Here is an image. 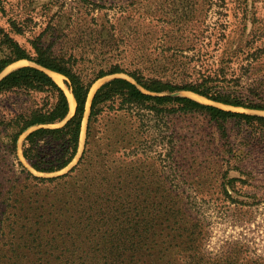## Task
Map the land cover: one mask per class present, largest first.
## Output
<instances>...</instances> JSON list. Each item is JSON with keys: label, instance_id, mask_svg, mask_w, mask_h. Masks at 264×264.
<instances>
[{"label": "rangeland", "instance_id": "1", "mask_svg": "<svg viewBox=\"0 0 264 264\" xmlns=\"http://www.w3.org/2000/svg\"><path fill=\"white\" fill-rule=\"evenodd\" d=\"M0 26L31 53L32 43H38L71 60L79 71H108L121 65L171 84L216 79L223 92L248 94L254 90L264 95V0H0ZM27 65L31 64L15 63L0 77ZM115 77L129 79L124 74L103 78L93 85L91 97ZM66 80L64 77V83ZM152 95L189 97L225 111L264 116V112L232 108L186 91ZM39 98L24 93L3 96L0 117L32 109ZM164 108L160 113L145 111L142 126L136 117L111 115L101 121L93 150H103L108 137L113 140L112 184L122 182L119 175L125 176L128 168L131 186L139 189L157 172L167 186L177 190L175 195L197 203L199 217L210 223L211 235L205 243L209 252L217 253L226 242L245 240L264 255V139L261 145L249 140L247 126L234 120L222 124L200 112L182 113L176 110L177 103ZM85 131L86 122L78 155L61 172L42 174L29 167L22 155L25 135L18 142V158L36 176L63 177L84 151ZM6 146L0 127L3 165L5 156L7 159L3 170L18 171ZM248 153L251 157L246 158ZM125 159L133 163L127 167ZM225 171L227 180H244L236 182L232 197L245 205L219 195ZM67 179L57 182L61 185L56 189V183L46 188L53 190L50 194H56L58 200L72 202L76 179L62 185ZM140 194L134 193L133 198ZM223 204L242 209L225 217L219 213Z\"/></svg>", "mask_w": 264, "mask_h": 264}, {"label": "trees", "instance_id": "2", "mask_svg": "<svg viewBox=\"0 0 264 264\" xmlns=\"http://www.w3.org/2000/svg\"><path fill=\"white\" fill-rule=\"evenodd\" d=\"M20 61L34 66H23L1 77L0 98L12 93L40 98L32 109L0 117L7 139L6 154L14 157L19 168L4 171L6 156L4 165L0 160V264H264V255L245 240L229 241L217 253L209 252L205 243L211 235L210 223L199 217L195 201L185 202L175 195L177 190L167 186L157 172L149 182H142L139 190L131 186L128 179L132 171L127 168L125 176L119 175L124 180L114 185L113 140L108 137L103 150H93L98 126L105 117H136L142 126L145 111L160 113L168 103H177L176 110L182 113L206 114L216 123L234 120L244 124L249 140L261 145L264 116L225 111L189 97L152 94L186 91L226 106L260 112H264V95L254 90L248 94L223 92L221 81L216 79L171 84L121 65L108 71H79L71 60L56 56L38 43H32L31 53L0 26V75ZM45 70L67 79L65 85L76 103L73 115L64 89ZM117 74L129 79L115 77L102 84L87 112L93 85ZM85 118L84 151L69 174L42 178L19 160L18 142L25 135L22 155L32 170L42 174L63 171L78 155ZM124 163L129 167L133 162L125 159ZM64 178H68L62 182L64 186L71 178L76 179L72 202L58 200L56 194H50L53 190L46 188L56 183V189L61 185L57 182ZM221 179L219 195L225 201L245 205L232 197L236 182L244 180H227V171ZM77 185H81V191ZM138 191L141 194L133 198ZM142 195L146 198L141 200ZM241 209L223 204L219 213L228 217Z\"/></svg>", "mask_w": 264, "mask_h": 264}, {"label": "bare ground", "instance_id": "3", "mask_svg": "<svg viewBox=\"0 0 264 264\" xmlns=\"http://www.w3.org/2000/svg\"><path fill=\"white\" fill-rule=\"evenodd\" d=\"M50 75L64 89V91H65V93L69 99L71 110L73 111L75 108V102H74V99H73L71 92L68 90V88L66 87V85L64 83V77L62 75L56 74L54 72H51Z\"/></svg>", "mask_w": 264, "mask_h": 264}, {"label": "water", "instance_id": "4", "mask_svg": "<svg viewBox=\"0 0 264 264\" xmlns=\"http://www.w3.org/2000/svg\"><path fill=\"white\" fill-rule=\"evenodd\" d=\"M21 62V61H20ZM18 63V62H17ZM30 63V62H29ZM32 66H34V64H32V63H30ZM28 66V65H27ZM49 75H50V73H51V71H48V70H45ZM55 73V72H54ZM56 74H58V73H56ZM5 76V75H4ZM51 76V75H50ZM3 77V76H2ZM52 77V76H51ZM1 78V77H0ZM53 78V77H52ZM56 82V81H55ZM92 90V89H91ZM72 94V93H71ZM73 96V95H72ZM203 98V97H202ZM73 99H74V97H73ZM91 99H92V97H91V92H90V95H89V99H88V103H87V112L89 111V105H90V102H91ZM205 99V98H204ZM207 100V99H206ZM74 102H75V100H74ZM75 107H76V103H75ZM232 108H234V107H232ZM74 112H75V108H74V110L72 111L71 110V115H73L74 114ZM85 122H87V118H85V120H84V123ZM84 123H83V129H84ZM82 133H83V131H82ZM82 136V135H81Z\"/></svg>", "mask_w": 264, "mask_h": 264}]
</instances>
